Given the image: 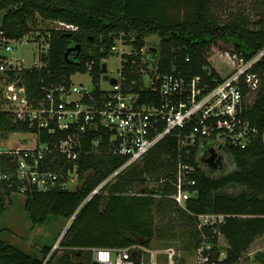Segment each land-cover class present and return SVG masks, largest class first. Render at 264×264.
<instances>
[{"label":"trees","instance_id":"obj_1","mask_svg":"<svg viewBox=\"0 0 264 264\" xmlns=\"http://www.w3.org/2000/svg\"><path fill=\"white\" fill-rule=\"evenodd\" d=\"M215 1L0 0V12H4L1 27L6 37L20 38L31 33L29 23L36 15L43 20L77 27V31H48V52L40 58L45 66L22 73L29 100L42 96L43 87L69 85L71 76L76 73L89 72L94 92H97L104 71L101 62L113 54L114 41L121 34L123 40L131 42L136 53L125 57L124 76L127 83L138 81L134 91L139 92L138 69L146 68L149 63L159 74L175 69L186 77L220 81L208 62L207 54L212 45L224 42L230 46L226 52L241 53L246 58L264 47V0H257L260 15L254 22L247 8L229 12L223 18ZM151 35L158 41L152 50L147 49L143 63L139 51ZM75 45H79V49L66 57L67 49ZM254 71L260 75L262 83L254 100L244 105L241 113L249 128L248 142L244 147L226 145L223 148L232 166L222 170L220 157L217 161L216 156L213 165L223 171L218 174L205 163L206 150L201 161H194L192 157L197 166L193 187L197 194L186 202L185 209L168 197L173 192L170 181L177 163L186 159L183 151L178 150L173 135L164 137L144 157L141 169L127 168L86 201L99 184L126 162V158L109 153L105 138L95 147L92 136L88 135L78 148L77 173L81 188L40 192L34 186H26L23 192V209L32 228L46 225L51 216L70 220L59 240V249L46 260L51 246H43L41 256L36 257L0 238V264H97L92 259L93 248H131L132 254V248L136 247L143 254L140 248L149 249L156 239L175 241L177 225L189 241L187 247L193 248L195 253L202 244L210 245L209 250L203 251L208 257L206 264H236L258 239L264 238V59ZM140 94L143 96L144 92ZM0 129L13 131L5 115L0 116ZM64 137L65 134L58 133L49 141L57 142ZM43 139L48 140L45 136ZM164 156L166 160L162 159ZM1 159L6 160L5 156ZM53 159L55 162L51 163ZM43 167L66 176L72 163L64 164L54 148ZM87 173L89 175L84 178ZM149 182L156 186L146 188ZM134 185L144 187L147 195L131 193ZM19 192L16 187H6L0 196ZM154 195L159 196L157 203ZM203 214L224 215L225 218L200 231L197 216ZM155 216L162 221L167 218L166 231L155 226ZM221 252H225L222 259ZM132 259L135 264L143 263L141 256L134 259L132 255ZM253 260L264 264V255L256 254Z\"/></svg>","mask_w":264,"mask_h":264},{"label":"built area","instance_id":"obj_2","mask_svg":"<svg viewBox=\"0 0 264 264\" xmlns=\"http://www.w3.org/2000/svg\"><path fill=\"white\" fill-rule=\"evenodd\" d=\"M57 24L59 27L55 31H77V27L73 25L63 22ZM30 34L20 38L6 37L0 17V116L5 115L13 128V131L0 129V192L6 187H16L24 192L26 186H34L40 192L56 188L72 191V185H80L77 173L78 148H81L83 138L91 135L95 147L105 138L109 153L126 158V162L99 184L87 197V201L99 194L124 169L143 160L164 137L173 135L177 139L178 150L183 151L186 159L177 163L170 181L173 192L168 197L185 209L186 202L197 194L193 189L197 171L193 158L194 161H201L206 150L208 156L205 157V163L214 166L211 164L214 161H208L211 154L218 156L219 160L226 145L244 147L247 144L249 128L241 113L243 106L254 100L261 86L262 78L254 69L264 59V47L248 58L236 52L220 53L232 64V69L226 76L215 70L220 81L211 78V82H207L200 76L186 77L175 69L159 74L157 68L149 63L146 68L141 66L138 69L141 82L139 92H135L138 81L126 82L123 64L127 61L126 56L136 53L131 42L123 40L121 34L114 41L112 53L117 50V46L126 45L131 47V51L119 52L120 68L117 78H114L115 84L111 83L112 78L104 77L110 89L102 90L98 84V90L94 92V88L88 89L70 82L69 85L43 87L42 96L29 100L22 73L44 67L40 58L47 55L49 48L47 33L42 39L45 52L38 56L40 65L34 63L26 66L24 60L12 58L14 44L22 46L25 44L23 39ZM38 36L33 39L39 43ZM145 53L146 46L139 51L143 63L147 57ZM104 60L101 62L102 66L105 65ZM87 73L92 83V77ZM105 73L106 68L101 77ZM207 76L211 77L210 72H207ZM212 82L215 83L213 86ZM141 92H144L143 96ZM10 133H29L31 139L9 146L3 145L2 142L6 139L3 134L7 136ZM58 133L65 134V137L57 142L49 141L55 139ZM44 136L48 140L43 139ZM54 148L64 164L72 163V169L66 176L43 167ZM2 156L6 160H2ZM146 185L156 186L154 182ZM197 218L198 230L202 231L206 226L221 223L225 216L203 214ZM58 245L59 241L46 260L59 249ZM140 249L144 254L151 250ZM209 249V244H202L197 249L198 264L208 262L203 251ZM91 252L92 259L97 264H135L131 248H93ZM158 253L166 255L169 264H174L173 248L152 251V264H157ZM222 255L220 253V259Z\"/></svg>","mask_w":264,"mask_h":264},{"label":"rangeland","instance_id":"obj_3","mask_svg":"<svg viewBox=\"0 0 264 264\" xmlns=\"http://www.w3.org/2000/svg\"><path fill=\"white\" fill-rule=\"evenodd\" d=\"M215 3H218L219 8L221 9V16L224 18L228 15L229 12L235 13L240 12L242 9L247 8V13L252 22L257 21L259 18V8L257 7V0H216ZM251 8H253L250 12H248ZM258 8V9H257ZM4 14V12H0V17ZM31 28L30 36H26L23 39L22 46L18 44H14V50L11 54L12 58L24 60L26 66H31L32 64H36L37 66L40 65L38 60L39 54L45 52L43 50V42L42 39L45 38V33L47 34L50 30H55L59 27L56 21H49L43 20L41 17L36 15L35 19L29 23ZM39 35L38 41H34V37ZM44 40V39H43ZM158 38L154 35L148 36L145 39L146 42V53L145 56L148 55L147 49L150 47L156 46V42ZM230 46L225 44L224 42H217L216 45H212L209 49L210 51L207 54L209 57L208 62L212 67H214L222 76H226L232 69V64L228 60L226 56L220 55V53H224L225 50H229ZM120 50L128 53L131 51L130 46H117V50L109 56L107 59L103 61L106 66V73L102 75L99 81V87L102 90L110 89L109 84L107 81L104 80L105 76L109 78H117L118 71L120 68ZM151 64V63H150ZM71 83L74 85H81L88 89L94 88L91 81L90 76L88 73H76L75 75L71 76L70 78ZM252 99V97L250 96ZM3 137H6V141L2 142L3 145H11L14 143H21L25 142L24 140L31 139V134L29 133H10L6 136L3 134ZM220 152L219 149H217ZM167 157H162L163 160H166ZM220 161L222 170H229L231 168V163L229 159L224 155L222 152L220 155ZM208 168L213 171V173H220L223 172L221 170H217V167L209 166L206 163ZM131 166H135L137 169H141L143 167L142 160L132 164ZM129 166V167H131ZM127 167V168H129ZM126 168V169H127ZM126 169H124L120 174H122ZM217 173V174H218ZM119 174V175H120ZM89 173L85 174L84 178L87 177ZM118 175V176H119ZM117 176V177H118ZM115 177L112 179L111 182L117 179ZM80 185H72V191L81 188L82 182H79ZM150 185H147L146 188H150ZM144 187H140L138 185H134L130 192L138 195H147L146 193H141ZM156 203L158 202V197H155ZM25 202V196L23 192L19 193H12L10 196L1 195L0 196V238L7 242L10 245L16 246L17 248L34 254L36 257L41 256V249L43 246H53L57 244L59 239H61L62 235L69 227L70 220H66L61 217H53L51 216L48 219L46 225L42 227H31L30 219L27 213L23 209V203ZM167 218L162 221L159 217L155 216V226L159 230L166 231L167 228ZM169 227V226H168ZM177 228V239L175 241H168V240H154L151 244L150 251H147L146 254H142L139 252L138 249L132 250V255L134 259L141 256L143 258L142 264H152L151 257L152 251L154 250H164L168 247L173 248L175 257L174 263L175 264H198V259L196 256L195 251L193 248L189 249V241H186L185 234L182 235L181 227L179 225L176 226ZM60 235V237H58ZM58 237V238H57ZM223 253L222 258L225 257V252ZM263 254L264 255V238L258 239L250 249L244 254L243 258L240 259L236 264H259L253 257L256 254ZM157 256V264H169V259L166 255L158 253Z\"/></svg>","mask_w":264,"mask_h":264},{"label":"water","instance_id":"obj_4","mask_svg":"<svg viewBox=\"0 0 264 264\" xmlns=\"http://www.w3.org/2000/svg\"><path fill=\"white\" fill-rule=\"evenodd\" d=\"M78 49H79V45H75L73 47L68 48L67 51H66L65 56L67 57L69 53L75 52ZM149 50H152V47H150ZM102 68L104 70L106 68V66L103 65ZM111 83L115 84L116 83L115 79H111ZM215 159H216V155L215 154H211L210 157L208 158V161H214ZM217 160H218V158H217ZM145 191H146V189L142 190L141 193H145ZM72 219H73V217H72Z\"/></svg>","mask_w":264,"mask_h":264},{"label":"flooded vegetation","instance_id":"obj_5","mask_svg":"<svg viewBox=\"0 0 264 264\" xmlns=\"http://www.w3.org/2000/svg\"><path fill=\"white\" fill-rule=\"evenodd\" d=\"M211 164H213L212 162H211ZM223 167V166H222Z\"/></svg>","mask_w":264,"mask_h":264},{"label":"crops","instance_id":"obj_6","mask_svg":"<svg viewBox=\"0 0 264 264\" xmlns=\"http://www.w3.org/2000/svg\"><path fill=\"white\" fill-rule=\"evenodd\" d=\"M215 69V68H214ZM216 70V69H215Z\"/></svg>","mask_w":264,"mask_h":264}]
</instances>
